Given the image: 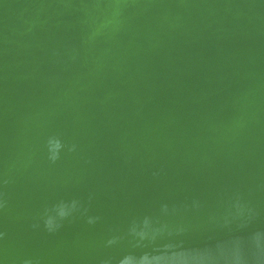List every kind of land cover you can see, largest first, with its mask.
<instances>
[{"label":"water","instance_id":"obj_1","mask_svg":"<svg viewBox=\"0 0 264 264\" xmlns=\"http://www.w3.org/2000/svg\"><path fill=\"white\" fill-rule=\"evenodd\" d=\"M0 264H264V0H0Z\"/></svg>","mask_w":264,"mask_h":264}]
</instances>
